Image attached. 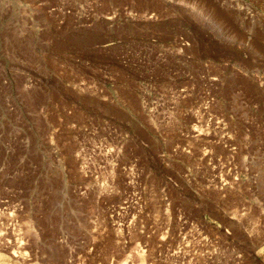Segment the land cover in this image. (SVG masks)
<instances>
[{
    "label": "rangeland",
    "instance_id": "obj_1",
    "mask_svg": "<svg viewBox=\"0 0 264 264\" xmlns=\"http://www.w3.org/2000/svg\"><path fill=\"white\" fill-rule=\"evenodd\" d=\"M0 264H264V0H0Z\"/></svg>",
    "mask_w": 264,
    "mask_h": 264
},
{
    "label": "bare ground",
    "instance_id": "obj_2",
    "mask_svg": "<svg viewBox=\"0 0 264 264\" xmlns=\"http://www.w3.org/2000/svg\"><path fill=\"white\" fill-rule=\"evenodd\" d=\"M20 248H22V247H19V249H20ZM15 256H17V255H15Z\"/></svg>",
    "mask_w": 264,
    "mask_h": 264
}]
</instances>
